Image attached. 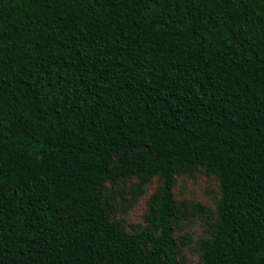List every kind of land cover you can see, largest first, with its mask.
<instances>
[{
    "label": "trees",
    "instance_id": "obj_1",
    "mask_svg": "<svg viewBox=\"0 0 264 264\" xmlns=\"http://www.w3.org/2000/svg\"><path fill=\"white\" fill-rule=\"evenodd\" d=\"M197 167L201 264H264V0H0V264H180ZM156 175L148 231L112 223L106 184Z\"/></svg>",
    "mask_w": 264,
    "mask_h": 264
},
{
    "label": "rangeland",
    "instance_id": "obj_2",
    "mask_svg": "<svg viewBox=\"0 0 264 264\" xmlns=\"http://www.w3.org/2000/svg\"><path fill=\"white\" fill-rule=\"evenodd\" d=\"M164 180L160 175L146 179L134 176L117 184H106L103 194L113 200L111 222L129 234L148 231L149 217L156 195H161ZM222 197L220 181L202 167L177 170L174 174L172 211L173 237L180 249V264H201L202 245L214 236ZM152 245H144L146 250Z\"/></svg>",
    "mask_w": 264,
    "mask_h": 264
}]
</instances>
